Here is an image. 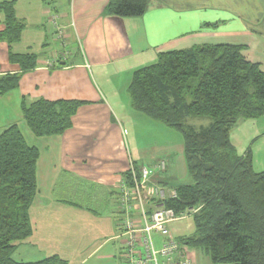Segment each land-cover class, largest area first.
<instances>
[{"label": "crops", "instance_id": "0c3cea01", "mask_svg": "<svg viewBox=\"0 0 264 264\" xmlns=\"http://www.w3.org/2000/svg\"><path fill=\"white\" fill-rule=\"evenodd\" d=\"M108 2L0 0L22 26L18 41L0 38V78L19 76L17 88L0 95V135L15 125L39 153L31 234L14 244L17 263L56 257L66 264H125L119 189L131 171L139 176L146 169L165 194L189 183L182 136L137 112L129 96L133 75L155 66L159 54L235 45L264 73V0H151L138 18L108 16ZM6 30L1 10L0 35ZM11 57L31 58L33 66L23 70ZM42 100L82 104L62 134L35 137L21 105ZM230 142L240 156L250 153L256 174L264 172V116L240 120ZM162 162L166 167L159 171ZM196 211L168 225L194 253L187 242L194 228L176 237L169 226L192 223ZM154 241L159 247L157 235Z\"/></svg>", "mask_w": 264, "mask_h": 264}, {"label": "trees", "instance_id": "16d2710c", "mask_svg": "<svg viewBox=\"0 0 264 264\" xmlns=\"http://www.w3.org/2000/svg\"><path fill=\"white\" fill-rule=\"evenodd\" d=\"M151 0H109L111 17L138 18ZM8 43L19 40L22 26L10 4L0 6ZM235 45L203 46L162 53L155 66L133 75L132 107L179 133L189 183L175 188L176 197L164 202L176 215L197 209L194 232L187 240L202 248L211 264H264V172L256 174L248 152L240 156L230 133L240 120L264 116V73L246 61ZM23 70L31 58L11 57ZM19 76L0 78V95L18 86ZM80 102L37 101L21 105L23 119L35 137L62 134ZM188 118H206L210 125L187 130ZM39 153L29 147L17 126L0 135V264L13 260L15 243L31 234L29 209L36 194ZM129 178V177H128ZM33 264H66L54 257Z\"/></svg>", "mask_w": 264, "mask_h": 264}, {"label": "built area", "instance_id": "2783aa9c", "mask_svg": "<svg viewBox=\"0 0 264 264\" xmlns=\"http://www.w3.org/2000/svg\"><path fill=\"white\" fill-rule=\"evenodd\" d=\"M66 57V54L62 55L63 59ZM165 167L162 162L158 170L164 171ZM176 196L174 190L165 194L162 188L151 183L146 169H142L139 176L131 171L129 181L121 184L119 200L125 214L126 240L122 252L125 264H196L195 253L181 248L168 228L170 223L178 220V216L166 209L164 202ZM138 222L143 225L139 226ZM156 235L161 239L159 247L155 246Z\"/></svg>", "mask_w": 264, "mask_h": 264}, {"label": "rangeland", "instance_id": "374dc122", "mask_svg": "<svg viewBox=\"0 0 264 264\" xmlns=\"http://www.w3.org/2000/svg\"><path fill=\"white\" fill-rule=\"evenodd\" d=\"M11 107H12V104L9 106V108H11ZM209 124H210V120L206 119V118H189L187 120V128L186 129L187 130L191 129L193 131L198 132L202 129H206ZM169 227L176 237L191 234L192 229H193L190 219H185L182 221L175 222V223L171 224ZM175 239L177 240V242L179 243L181 248L189 249V248H187V246L183 245L182 240H180L178 238H175ZM195 255L197 256L199 264H210V262L208 261L207 257L205 256V254L202 250L196 249Z\"/></svg>", "mask_w": 264, "mask_h": 264}]
</instances>
